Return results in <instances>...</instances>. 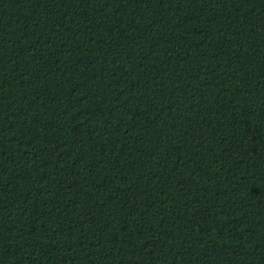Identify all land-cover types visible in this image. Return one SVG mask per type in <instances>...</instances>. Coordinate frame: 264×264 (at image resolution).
Wrapping results in <instances>:
<instances>
[{"label": "trees", "instance_id": "16d2710c", "mask_svg": "<svg viewBox=\"0 0 264 264\" xmlns=\"http://www.w3.org/2000/svg\"><path fill=\"white\" fill-rule=\"evenodd\" d=\"M0 264H264V0H0Z\"/></svg>", "mask_w": 264, "mask_h": 264}]
</instances>
